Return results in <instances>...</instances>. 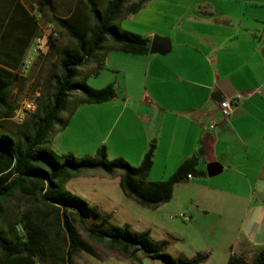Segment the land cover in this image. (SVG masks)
Listing matches in <instances>:
<instances>
[{
    "label": "crops",
    "instance_id": "obj_1",
    "mask_svg": "<svg viewBox=\"0 0 264 264\" xmlns=\"http://www.w3.org/2000/svg\"><path fill=\"white\" fill-rule=\"evenodd\" d=\"M40 1L0 0L1 31L10 24L12 33L3 60L26 64L21 73L37 61L35 48L43 36V21L52 19L46 7L40 10ZM259 2H252V8L237 16L203 2L186 14V25L175 38L164 35L171 42L167 53L133 56L121 53L111 42L109 50L121 56L104 58V64L122 61L112 66L130 77L118 84L116 99L122 102L113 107L122 108L121 118L126 116L124 125L133 142L129 146L132 158L131 153L116 154L106 147L108 157L113 153V159L133 160L139 166L154 147L149 173V177L154 175L149 179L153 183L169 179L190 159L196 158L199 164V154L207 165L220 163L223 172L238 171L243 176L242 193L221 192L195 178L189 180L208 202L215 199L218 205L216 197L223 195L227 204L244 207L232 248L221 255L225 264L231 256L251 262L264 247V196L259 193L264 189V10ZM153 35L143 37L152 42ZM11 55L15 57L10 59ZM236 94H243V101L223 119L221 101L228 98L225 95ZM241 115L253 117L261 136L248 138L238 133L236 121ZM212 124L217 125L215 130L209 128ZM157 165L164 172L161 179L156 177ZM213 252L203 254L209 260Z\"/></svg>",
    "mask_w": 264,
    "mask_h": 264
},
{
    "label": "rangeland",
    "instance_id": "obj_2",
    "mask_svg": "<svg viewBox=\"0 0 264 264\" xmlns=\"http://www.w3.org/2000/svg\"><path fill=\"white\" fill-rule=\"evenodd\" d=\"M55 1L58 17L65 19L73 16L81 27L89 29L93 26L85 0ZM257 1H260L261 8L264 10V0H148L138 13L127 15L116 24L121 29L140 36L154 32L153 39L154 37L163 38L164 35L175 38L184 24L186 25L183 21L186 14L190 9L202 6L203 2H211L216 8L219 7L237 16L246 9L252 8L251 5ZM95 2L101 10H104L108 0H95ZM136 2L137 0H130L127 6ZM181 15L182 18L179 20ZM42 27L44 28L42 35L48 40L51 35H57L55 38L58 47L63 48L71 43L66 32L55 23L53 17L50 20L46 18ZM110 45L111 41L105 45V49L108 50L106 57L121 56L116 51H110ZM48 52L49 50L44 48L37 61L31 65L27 63L29 64L28 69L21 73L23 80L12 93V102L17 105L18 109L11 118L2 122L3 130L9 134L18 136L33 120L32 114L36 109H25L26 106L34 103L37 108L39 99L46 101L52 93L51 75L57 72L58 63ZM117 63L122 64L123 62L107 63L97 71L93 69L96 68V63L91 62L80 69L77 81L84 82L93 89H102L112 85L117 92L120 81L126 82L130 79L125 73L115 72L116 68L112 65H117ZM92 69L93 72H91ZM81 97L80 93L71 95L67 110L61 114L62 120L66 122L65 127L56 125L44 148L58 157L73 155L77 159H84L95 158L98 149L105 146L116 154L131 153L132 158L133 151L129 146L133 142L132 136L128 135L129 129H126L124 125L126 116L121 118L123 114L121 107H113L115 104H121L122 101L114 99L111 103H105L106 105L77 104L76 102ZM240 117L236 121L239 134L248 138L256 137L257 133L261 136V129L256 125L253 117L242 115ZM256 127L260 129V133ZM262 136L264 139V132ZM113 153H110L108 157L110 161L115 159H113ZM199 155L197 168L207 174L208 162L202 158L201 154ZM124 160L131 166L138 167L135 166L137 164H133V160H131L132 164ZM160 166L157 165L156 168L158 179L162 178L164 173L160 172ZM153 176L149 177L148 174L146 180L150 182L149 179ZM121 177L122 172L120 171L112 177L105 175L102 171H86L65 183L64 190L84 200L90 206L97 207L103 217L110 219L111 225L119 228L127 226L134 233H149L154 242L166 243L165 253L173 257L190 260L213 250L211 258L203 264H225V258L223 259L221 255L232 248L237 235L239 220L244 208L240 203L227 204L226 197L223 195L216 197L220 199L218 205L215 199L208 202L207 198L204 199L201 192H198L191 182H185L174 189L170 202L158 208H148L125 195L120 187ZM204 177L195 178V182L205 183L221 192L230 190L232 193H242L244 190L243 176L238 171H224L215 177L207 175ZM259 193L264 196V189L259 190ZM215 194L218 193L215 192ZM47 214L48 209L35 196L27 195L19 190L13 201L4 205L1 211L0 230L7 233L10 226L20 223L25 215H30L52 240L58 239L64 243L62 215ZM184 214L193 216L190 222L180 217ZM73 224L82 239L94 250L93 255L85 253L76 255L75 264H164L161 260L153 259L143 250H139L131 258V250L126 251L119 246L112 247L108 242L92 241L76 221ZM17 229L21 230L22 226L19 225ZM57 234H60V239L56 238Z\"/></svg>",
    "mask_w": 264,
    "mask_h": 264
},
{
    "label": "trees",
    "instance_id": "obj_3",
    "mask_svg": "<svg viewBox=\"0 0 264 264\" xmlns=\"http://www.w3.org/2000/svg\"><path fill=\"white\" fill-rule=\"evenodd\" d=\"M85 1L93 21L89 29L81 27L73 16L65 19L58 17L55 0H41L39 3L40 10L43 7L49 10L71 43L60 48L56 44L57 35L50 36L48 53L58 63L57 72L51 75L52 93L46 101L39 99L32 114L33 120L18 136L3 130L2 122L11 118L18 109L12 102V93L23 80L21 67L26 64L3 60L7 58L4 52L12 33L10 24L2 31L0 27V214L4 205L12 202L21 190L35 196L48 209L47 215H62V232L65 235L64 243L52 240L36 220L25 215L20 223L10 226L7 233L0 230V264H75L76 255H93V248L82 239L74 221L92 241L108 242L112 247L131 250V258L143 250L164 264H202L208 260V255L201 254L190 260L173 257L165 253L166 243L154 242L149 233H134L127 226L119 228L111 225L110 219L103 217L97 207L64 190L65 183L83 172L102 171L112 177L120 171V187L128 198L141 206L158 208L171 201L175 187L189 182V176H206L197 170L196 158L183 163L169 179L153 183L146 178L153 168L154 147L145 154L138 167L131 166L123 158L110 161L105 146L98 149L95 158L84 159L73 155L58 157L44 148L55 126L65 127L61 114L67 110L73 93L82 95L77 104L102 105L116 99L117 92L112 85L93 89L77 81L80 69L91 62L96 63V70L102 69L108 41L124 54L143 56L150 53L149 38L127 32L116 24L127 15L138 13L148 0H137L129 6L130 0H108L104 10L98 7L95 0ZM14 57L11 55L10 59ZM19 225L22 229L16 230ZM56 238L60 239V234ZM227 264H264V247L251 262L241 256H231Z\"/></svg>",
    "mask_w": 264,
    "mask_h": 264
},
{
    "label": "built area",
    "instance_id": "obj_4",
    "mask_svg": "<svg viewBox=\"0 0 264 264\" xmlns=\"http://www.w3.org/2000/svg\"><path fill=\"white\" fill-rule=\"evenodd\" d=\"M48 44H49V40L45 36L39 37L37 39V45H36V48H35V54L37 56H40V54L42 53L44 48L48 49ZM243 99H244V95L243 94H236V95H234V96H232L230 98H227V99L221 101V103H220V115H221V117L223 119L228 118L234 112V110H236L240 106V104L243 101ZM25 109H29V110L33 109V110H35L36 109V105L34 103H32V104L26 106ZM209 128L211 130H215L217 128V125L212 124V125H210ZM192 179L193 178L191 176L188 177V180H192ZM180 217L186 222H190L191 219H192V217L190 215H185V214L181 215Z\"/></svg>",
    "mask_w": 264,
    "mask_h": 264
},
{
    "label": "water",
    "instance_id": "obj_5",
    "mask_svg": "<svg viewBox=\"0 0 264 264\" xmlns=\"http://www.w3.org/2000/svg\"><path fill=\"white\" fill-rule=\"evenodd\" d=\"M171 42L169 39L154 37L151 42L150 53L151 54H165L169 51ZM230 98L231 95H225ZM223 172V167L220 163H211L207 165V176L215 177Z\"/></svg>",
    "mask_w": 264,
    "mask_h": 264
}]
</instances>
